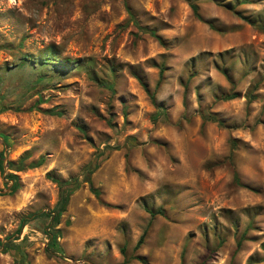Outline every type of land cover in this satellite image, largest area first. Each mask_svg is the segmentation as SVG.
Returning <instances> with one entry per match:
<instances>
[{"label": "rangeland", "instance_id": "374dc122", "mask_svg": "<svg viewBox=\"0 0 264 264\" xmlns=\"http://www.w3.org/2000/svg\"><path fill=\"white\" fill-rule=\"evenodd\" d=\"M0 162V264H264V0H0Z\"/></svg>", "mask_w": 264, "mask_h": 264}, {"label": "trees", "instance_id": "16d2710c", "mask_svg": "<svg viewBox=\"0 0 264 264\" xmlns=\"http://www.w3.org/2000/svg\"><path fill=\"white\" fill-rule=\"evenodd\" d=\"M191 8H192V10H193V12L197 15V16H199V14H198V6H197V4H195V3H192L191 4ZM143 31H146V32H150L151 34L153 33L152 31H147V30H145V29H142ZM236 96V94L235 93H231V94H227V95H225V96H223V98H233V97H235ZM4 140H5V138H3ZM91 165V164H90ZM90 165L89 166H86V175L84 176V178H85V180L86 181H88V183H89V185H90V189L92 190V191H94L95 192V189L92 187V182H91V178H90V174L97 168V166H98V164L97 163H95V165H93V167H91L90 168ZM0 170H2L3 171V166H2V163L0 162ZM10 176V178L11 179H13V178H16V176L15 175H9ZM60 187H61V189H60V199H59V201H58V203H57V206L56 207H61L62 205H64L65 203H66V201H67V198H68V192H69V184H65L64 182H60ZM16 188V182H15V179H14V183H13V185H12V189L14 190ZM144 234H145V232H143L141 235H140V237H139V239H138V241H137V244H136V246H139L141 243H142V241H143V239H144ZM264 257V256H263Z\"/></svg>", "mask_w": 264, "mask_h": 264}]
</instances>
